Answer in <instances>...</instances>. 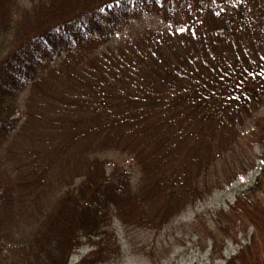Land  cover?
I'll list each match as a JSON object with an SVG mask.
<instances>
[{"label": "trees", "instance_id": "16d2710c", "mask_svg": "<svg viewBox=\"0 0 264 264\" xmlns=\"http://www.w3.org/2000/svg\"><path fill=\"white\" fill-rule=\"evenodd\" d=\"M55 84L88 115L48 124L64 167L32 196L16 135L42 113L20 109ZM263 110L264 0H0V264H72L87 242L76 264H107L115 220L155 227L259 166L237 162L248 146L264 162ZM263 175L231 206L254 231L224 264H264Z\"/></svg>", "mask_w": 264, "mask_h": 264}, {"label": "rangeland", "instance_id": "374dc122", "mask_svg": "<svg viewBox=\"0 0 264 264\" xmlns=\"http://www.w3.org/2000/svg\"><path fill=\"white\" fill-rule=\"evenodd\" d=\"M27 1L30 2L23 0ZM158 23L156 14L146 13L134 20L128 30L154 26ZM116 41L117 37L111 40L112 43ZM54 87L56 84L42 87L37 94L47 92L45 99L31 104L23 101L20 109V113L28 109H37L42 113L41 121L36 124L34 121L27 123V116L24 113L22 121L27 123V127L33 125L31 129L34 128V131H29L28 134L22 131L16 135L17 149L21 150L17 151V154L23 156V160L18 162L19 165L29 169L31 178L37 179L39 175L43 178L42 185L32 189V196L41 188L47 190V186L58 176V169L62 171L64 167L63 159H57L56 147L48 144L50 140L45 134L48 124L59 117L78 118L88 115L81 107L70 109L65 102L70 98V93L67 91L59 93ZM80 91L81 88L76 93ZM51 94L57 98H53ZM45 100L46 103L41 105ZM49 100L52 101L51 105H48ZM74 110L78 111L74 113ZM65 129L66 124L63 132ZM24 148L27 150L23 151ZM262 155L259 145L248 146L241 154V159L238 157L237 162L244 161L247 168H250L256 160L259 166L243 171L230 182L224 183L222 180L221 185L203 193L194 201H188L189 203L177 213L155 227L145 228L115 220L113 234L110 237L113 249L111 248L107 264H224L253 234L254 227L248 220H241V214L232 212L231 206L242 191L247 190L260 175H263ZM225 171L228 172V169L221 166L219 172L224 174ZM259 188L257 195L264 202V175ZM258 241L259 244H263L264 236L260 235ZM92 245V242H87L78 249L73 255L72 264L86 256L94 248Z\"/></svg>", "mask_w": 264, "mask_h": 264}]
</instances>
